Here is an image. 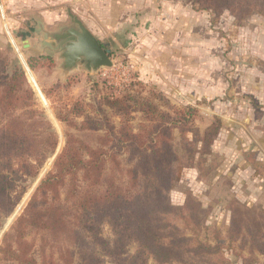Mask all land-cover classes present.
Returning a JSON list of instances; mask_svg holds the SVG:
<instances>
[{"label": "rangeland", "instance_id": "rangeland-1", "mask_svg": "<svg viewBox=\"0 0 264 264\" xmlns=\"http://www.w3.org/2000/svg\"><path fill=\"white\" fill-rule=\"evenodd\" d=\"M130 1L139 3L132 10L121 6L108 13L101 0L1 3L0 65L8 71L17 63L24 67L35 92L33 107L43 116L35 130L50 123L59 145L38 177L27 182L13 213L4 218L0 244L53 168L68 132L91 147L108 148L110 128L118 132L128 126L139 132L142 124L150 123L142 110L147 101L171 114L187 108L197 113L190 123L193 131L186 133L193 141V156L185 153L184 139L175 131L173 143L181 158L173 161L175 183L170 192L174 205L184 206L191 198L195 210L184 211L189 224L176 216L172 219L187 237L210 245L166 263L150 258L148 264H264V15L254 11L242 16L229 9L218 14L188 0ZM68 9L108 45L111 68L89 72L79 65L65 72L61 46L52 48L45 32L34 31L38 22L50 32L69 24ZM24 40L31 46L25 48ZM40 56V67L33 70L28 59ZM116 98H125L127 112L118 113L107 103ZM87 117L98 121L100 128L80 129ZM214 123L221 128L210 151L203 154L198 137ZM62 197L66 198L65 191ZM102 233L114 238L107 223ZM26 237L39 257L42 234L32 230ZM60 239L48 237L46 249L54 257L62 244L74 251V264H81L82 251L91 250L87 242L78 246ZM196 243L192 239L188 247ZM136 249L137 243L131 242L129 252ZM92 251L111 264L99 248Z\"/></svg>", "mask_w": 264, "mask_h": 264}, {"label": "trees", "instance_id": "trees-1", "mask_svg": "<svg viewBox=\"0 0 264 264\" xmlns=\"http://www.w3.org/2000/svg\"><path fill=\"white\" fill-rule=\"evenodd\" d=\"M188 1L218 14L229 9L242 16L254 11L264 15V0ZM41 59L30 57V67L37 70ZM34 97L22 65L17 63L10 71L0 65V229L4 218L13 213L26 193L27 182L38 177L59 145V136L47 121V126L35 130L43 116L33 107ZM125 101L107 99L118 113L128 111ZM142 104L150 123L142 124L139 132L130 131L128 126L118 132L110 128L106 134L113 138L108 148L91 147L84 139L67 133L53 168L4 234L1 264H74V251L69 246L59 245L58 257L48 253L49 236L56 241L69 239L78 246H82L81 242L91 244V250L82 251L81 264H109L93 248H99L111 264H148L150 258L166 263L183 257L187 251L210 246L187 237L172 219L176 216L189 224L186 212L189 208L195 210L191 198L184 206L174 205L170 192L175 183L173 161L181 158L173 143L175 131L184 139L185 153L193 156V141L186 133L193 131L191 122L197 113L187 108L171 114L160 111L152 102ZM99 128V122L91 117L80 126L85 130ZM220 128L219 123H214L203 135L196 133L203 154L210 151ZM63 191L66 198L62 197ZM105 223L110 225L113 239L103 235ZM32 230L40 232L44 240V246L38 249L39 257L26 237ZM192 239L197 243L188 247ZM131 242L137 243L134 253L128 250Z\"/></svg>", "mask_w": 264, "mask_h": 264}, {"label": "water", "instance_id": "water-1", "mask_svg": "<svg viewBox=\"0 0 264 264\" xmlns=\"http://www.w3.org/2000/svg\"><path fill=\"white\" fill-rule=\"evenodd\" d=\"M72 20L68 26H62L57 31H46L48 43L52 48L61 46L63 58L62 67L65 72L79 65L89 72L101 68H111L113 59L110 49L103 46L102 42L93 34L84 22L76 15L70 14ZM24 47L30 43L24 40Z\"/></svg>", "mask_w": 264, "mask_h": 264}, {"label": "crops", "instance_id": "crops-1", "mask_svg": "<svg viewBox=\"0 0 264 264\" xmlns=\"http://www.w3.org/2000/svg\"><path fill=\"white\" fill-rule=\"evenodd\" d=\"M166 1H178V0H166ZM1 3L5 4L6 3V0H0V5ZM139 2H131L130 0H125L124 2H122V0H101V5L102 7L105 9V13H108L110 12V10H112L113 8L115 7H123L125 10L129 8H131L130 10H132L134 8V6H136ZM165 6H168V3L165 4ZM76 14V13H73L70 9H68V15L70 16V14ZM78 16V14H76ZM125 16L128 15V13L126 14H123ZM71 17V16H70ZM80 18V16H78ZM134 18V16H132ZM81 19V18H80ZM72 20V18H71ZM82 20V19H81ZM83 21V20H82ZM84 22V21H83ZM71 22L69 24H66V25H62V26H68L70 25ZM85 24V23H84ZM86 25V24H85ZM62 26H60L58 29H60ZM58 29L56 30H51V31H57ZM41 31V32H46V31H50V30H47L44 26L43 23L41 22H38V25H37V28L34 29V31ZM90 31H92L90 28H89ZM24 42V41H23ZM22 42V43H23ZM30 43V42H29ZM31 46V44H30ZM109 49V48H108ZM111 52V51H110ZM41 54L38 53V55Z\"/></svg>", "mask_w": 264, "mask_h": 264}, {"label": "flooded vegetation", "instance_id": "flooded-vegetation-1", "mask_svg": "<svg viewBox=\"0 0 264 264\" xmlns=\"http://www.w3.org/2000/svg\"><path fill=\"white\" fill-rule=\"evenodd\" d=\"M103 44V46H105V47H107L108 48V45L107 44H104V43H102Z\"/></svg>", "mask_w": 264, "mask_h": 264}]
</instances>
